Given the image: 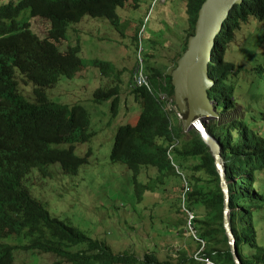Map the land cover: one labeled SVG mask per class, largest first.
Wrapping results in <instances>:
<instances>
[{
  "label": "trees",
  "instance_id": "1",
  "mask_svg": "<svg viewBox=\"0 0 264 264\" xmlns=\"http://www.w3.org/2000/svg\"><path fill=\"white\" fill-rule=\"evenodd\" d=\"M3 1L0 0V264H16V252L55 256L58 260L53 264H171L160 262L153 252L142 260L133 254H116L106 243L52 217L26 184L34 172L52 178L49 166L57 165L63 175L75 176L88 164L90 151L83 157L74 154L76 145L86 144L94 136L88 132V112L80 105H56L47 95L62 78L72 80L84 67L77 45L62 52L57 44L66 40L69 28L84 16L117 26V10L127 0ZM203 1L186 0L190 34ZM30 19L45 21L47 36L35 34ZM251 19L261 23L254 41L257 47L264 46V0H243L234 5L215 38L208 65L213 85L207 96L221 113L235 108L237 94L244 86L250 99L264 101V60L256 55L262 54L257 50L246 53L253 59L250 67L236 66L225 58L234 32ZM185 46L186 40L182 52ZM98 65L107 68L105 63ZM143 71L151 91L145 87L129 89L140 113L134 125L117 128L109 160L133 172L134 180L141 168L152 167L162 176L166 171L165 176H180L168 154L179 169H188L190 177L183 178V184L187 181L190 186L185 194L186 207L193 212L198 206L205 210L191 221L197 236L191 240L197 243L199 257L214 264H236L224 227L225 194L215 157L194 129L188 130L185 140L181 139V124L174 130L172 121L179 120L171 108L174 102L170 74L149 64ZM242 72L249 77V85L242 83ZM20 82L25 84L24 89L30 88L29 95L23 93ZM162 93L171 101L161 100ZM92 101L98 105L110 103V112L116 116L119 98L115 88L97 89ZM205 128L221 145L229 192V223L239 259L242 264H264V111L224 124L212 120ZM188 159L195 164L187 166ZM177 264L204 262L182 251Z\"/></svg>",
  "mask_w": 264,
  "mask_h": 264
},
{
  "label": "rangeland",
  "instance_id": "2",
  "mask_svg": "<svg viewBox=\"0 0 264 264\" xmlns=\"http://www.w3.org/2000/svg\"><path fill=\"white\" fill-rule=\"evenodd\" d=\"M117 13L120 20L115 27L104 19L84 16L80 23L69 28L66 40L57 47L64 52L77 45L84 67L74 79L62 78L47 92L49 100L56 105H80L88 112V132L94 136L88 143L76 145L74 150L77 157L90 151L88 164L75 176L63 175L57 165L49 166L52 178H43L34 172L26 179V184L31 188L32 196L52 217L91 239L106 243L116 254H133L142 260L147 253L153 252L160 262L177 264L182 251L195 258L200 253L197 243L191 240L195 230L189 225L188 214L183 212L187 207L182 193L188 189L183 178L190 177L189 170L179 169L170 156L168 158L180 176H165L167 171L162 176L152 167L141 168L134 180L133 172L119 163H111L109 154L117 128L134 125L140 113V106L129 90L140 60L143 69L149 64L170 74L177 56L182 54L183 44L191 33L186 0H127ZM29 21L35 34L47 36L45 21ZM260 26L261 23L251 19L235 31L225 52L226 60L236 66L250 67L253 59L246 53L255 50L262 54H256L257 57L264 60V46L257 47L254 41ZM96 63H105L107 68ZM239 76L244 85H249L245 73ZM20 84L23 93L29 95L30 88L24 89L25 84ZM110 88L118 92L119 106L115 117L110 112V103L98 105L92 101L97 89ZM241 90L235 108L225 113L214 110V118L197 119L191 129L201 134L212 120L224 124L250 114L258 116L264 111V101L250 99L244 93L246 86ZM160 97L167 103L172 99L164 93ZM172 123L177 130L180 120L174 119ZM187 134L188 130H183L181 139H187ZM185 164L191 166L195 162L188 159ZM204 211V207L198 206L192 212L199 217ZM36 255L16 252L15 263L53 264L58 260L51 255Z\"/></svg>",
  "mask_w": 264,
  "mask_h": 264
},
{
  "label": "water",
  "instance_id": "3",
  "mask_svg": "<svg viewBox=\"0 0 264 264\" xmlns=\"http://www.w3.org/2000/svg\"><path fill=\"white\" fill-rule=\"evenodd\" d=\"M242 1L204 0L198 10L193 33L187 36L185 49L170 72L173 102L180 115L182 131L189 130L197 119L215 116L214 105L207 96V91L213 85V80L208 74V65L215 38L220 33L223 22L226 21L233 6L241 4ZM201 138L215 157L220 185L225 194L224 227L234 261L236 264H242L229 223V192L221 158V145L206 130L201 133Z\"/></svg>",
  "mask_w": 264,
  "mask_h": 264
},
{
  "label": "built area",
  "instance_id": "4",
  "mask_svg": "<svg viewBox=\"0 0 264 264\" xmlns=\"http://www.w3.org/2000/svg\"><path fill=\"white\" fill-rule=\"evenodd\" d=\"M140 65L137 67L135 73L133 74V78H132V82L131 84L129 85V88L131 90H134V88H138V87H145L148 91H151V87H150V84H149V80H148V77L147 75L144 73L143 71V67L141 65V60H140ZM160 97V95H159ZM161 98V97H160ZM178 117H179V114L177 113ZM187 185V184H186ZM189 190V187L186 191ZM185 191V192H186ZM187 214H188V219H189V222H191L193 219H194V215L192 212L190 211H187ZM196 259L204 262V264H214L210 259H207V258H203V257H197L196 256Z\"/></svg>",
  "mask_w": 264,
  "mask_h": 264
},
{
  "label": "clouds",
  "instance_id": "5",
  "mask_svg": "<svg viewBox=\"0 0 264 264\" xmlns=\"http://www.w3.org/2000/svg\"><path fill=\"white\" fill-rule=\"evenodd\" d=\"M149 80V79H148ZM131 82H132V80H131ZM130 89V88H129ZM174 111H175V113H176V116H177V118H178V120H180V115H179V117H178V115H177V113L179 114V112H178V110L175 108V106H173V107H171ZM180 124H181V121H180ZM201 135V134H200ZM168 157H170V155L168 154ZM170 160H171V158H170ZM185 183L188 185V187L190 188V186H189V184H188V182L187 181H185ZM190 190V189H189ZM188 190V191H189ZM188 191H183V193H182V196H183V203L185 202V194L188 192ZM187 211H190V212H192L191 210H189V209H187L186 208V210H185V212L187 213ZM193 213V212H192ZM194 215V214H193ZM190 226H191V222H190V224H189ZM194 233V236H195V238H197V236H196V233H195V231L193 232Z\"/></svg>",
  "mask_w": 264,
  "mask_h": 264
},
{
  "label": "bare ground",
  "instance_id": "6",
  "mask_svg": "<svg viewBox=\"0 0 264 264\" xmlns=\"http://www.w3.org/2000/svg\"><path fill=\"white\" fill-rule=\"evenodd\" d=\"M223 24H224V22H223ZM223 26V25H222ZM221 29H222V27H221ZM221 31V30H220ZM212 56V55H211Z\"/></svg>",
  "mask_w": 264,
  "mask_h": 264
}]
</instances>
